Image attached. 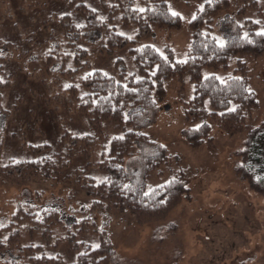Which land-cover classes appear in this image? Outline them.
Returning a JSON list of instances; mask_svg holds the SVG:
<instances>
[{
    "label": "rangeland",
    "instance_id": "rangeland-1",
    "mask_svg": "<svg viewBox=\"0 0 264 264\" xmlns=\"http://www.w3.org/2000/svg\"><path fill=\"white\" fill-rule=\"evenodd\" d=\"M82 1L99 12L97 19L107 18V10L99 0ZM36 2L48 5L34 10L26 7ZM167 2L169 11L180 15L183 26L177 30L157 29L156 35L129 46L150 44L161 52L165 46H170L176 59L183 60L191 46L187 25L206 0ZM106 3L107 6L110 4L111 10L114 9L113 2L108 0ZM258 4V8L241 12L239 1L230 0L229 9L216 21L218 41L224 42L237 23L243 25L248 19L260 24L258 31H264V0H258ZM65 13H69L67 6L58 0H0V41L3 43L0 55L8 58L4 62L3 78L12 75L14 81L13 88L3 92L2 96L6 112L1 116L2 123H5V145L0 165L11 159L43 160L49 155L44 144L56 142L60 135L59 124L68 125L77 134L89 132L84 118L64 108L61 98L71 85L80 87L82 78L89 72L101 70L122 79L115 57L99 53L104 42L96 44L100 37L98 31L90 30L86 34L87 54L84 59L89 63L88 67L75 63L77 35H72L74 44L71 45L54 25L49 29L58 32L55 38L45 39L47 30H38V25L48 24L53 14ZM112 18L111 24L116 32L129 39L135 38V28L124 24L120 11ZM73 20L78 25H85L87 21L79 15H73ZM56 44L61 45L62 54L53 65H49L46 63L49 50ZM116 57L122 58L127 73L137 72L129 47L119 49ZM235 66V62H231L227 73H233ZM250 68V88L256 93L258 107L248 116L247 124L256 128L264 122V55L252 59ZM211 74L222 77L225 72L221 68L203 69V76ZM58 93L60 95L56 98ZM193 95L194 87L188 74L183 81L172 79L166 84L161 100L155 95L159 102L157 112L130 126L153 141L152 144H137L134 148L127 165L131 176L140 179L144 157L165 153L171 171L163 168V174H153L148 186L168 181L171 175L183 177L185 192L182 202L166 219L140 225L129 212L113 207L111 201L105 200V204L100 205L97 203L101 201L99 196L88 195L85 188L88 176H96L99 181L104 174L87 165L100 159V151L105 148L97 145V153H94V147L91 158L80 155L76 148L72 162L64 169L54 170L46 178H28L26 183L17 184L0 176V227L10 223H15L14 227L18 224L33 226V232L28 228L21 230L20 240L24 247L53 244L60 240L54 252L61 254L66 264H73L77 259L74 243L79 244V250L87 244L97 245L99 233L105 234L112 243L109 264H264V196L252 189L237 171L243 162L240 152L246 146L249 128L233 136L212 125V141L199 147L191 146L188 134L192 127L186 122L184 109ZM104 132L109 137L120 134L111 122L106 123ZM102 144L109 146L107 140ZM64 155L68 157L67 153ZM26 213L35 216L28 217ZM47 215L54 216L52 220L59 224L48 241L41 235ZM72 221L78 226L70 225ZM80 228L85 231L78 232ZM9 230H4V240L8 238ZM70 237L72 242L69 243ZM7 253L0 251L1 264ZM10 254H17L19 258L21 251L16 248Z\"/></svg>",
    "mask_w": 264,
    "mask_h": 264
},
{
    "label": "trees",
    "instance_id": "trees-1",
    "mask_svg": "<svg viewBox=\"0 0 264 264\" xmlns=\"http://www.w3.org/2000/svg\"><path fill=\"white\" fill-rule=\"evenodd\" d=\"M58 1L67 6L69 13L53 14L52 21H48V24L44 22L38 25V30H47L45 39L55 38L58 32L54 28L49 29L54 25L64 38L69 39L71 45L74 44L71 40L72 35H77L78 45L73 56L75 63L80 67L85 65L88 67L90 65L84 59V55L87 54L86 34L90 30L98 31L100 37L95 41L96 44L104 42L99 53L115 57V64L120 69L119 75L122 79L119 80L101 70H93L82 78L80 87L71 85L65 89L64 95L61 96L64 100V108L75 116H82L89 132L77 134L68 125L59 124L60 135L56 142L44 144L49 155L43 160L11 159L0 165V176L5 181L24 184L28 178H46L54 170L64 169L71 163L76 148L80 155L91 158L92 149L95 147L96 154V147L100 145L105 148L100 151V159L94 163L88 162L87 165L95 167L96 171H102L104 174L99 181H96V176H88L89 182L85 186L88 195L99 196L101 201L97 203L100 205H104L105 200L111 201L113 207L129 212L140 225L166 219L182 202L185 192L183 177L171 175L168 181L148 186V180L153 174H163V168H169L171 171L165 153L144 157L140 179L136 180L133 175L131 176L127 165L134 154V148L137 144H152L153 141L149 136L130 126H135L148 114L154 115L159 108L155 95L161 100L169 81L172 79L183 81L188 74L194 87V95L185 103L184 109L186 122L192 127L188 134L190 145L199 147L212 141L210 137L212 125L233 136L242 134L246 128H249L246 146L240 152L243 162L237 171L252 189L264 196V122L256 128L247 124L248 116L258 107L256 93L250 88L249 74L250 61L264 55V35H258L261 33L258 31L259 23L250 19L243 25L237 23L236 28L228 32V37L221 43L215 35V25L222 13L229 9L230 0H206L187 25L191 35V46L187 57L178 60L174 49L170 46H165L164 52L150 44L129 46L130 43L140 42L156 35L157 29L177 30L183 26L180 15H173L169 11L167 0H109L113 2L112 10L110 4L107 6L108 0H99L107 10V18L104 20L97 19L99 12L82 0ZM238 1L241 4V12L259 7L258 0ZM40 3L36 2L26 7L34 10L48 5L46 2L43 5ZM117 11L122 14L124 24L133 25L135 28L134 39H129L115 31V26L111 23L112 15ZM73 15L86 19L85 25L76 24ZM1 45L3 43L0 41ZM126 47H129V54L137 66L135 73H127L122 66V58L116 57L118 50ZM61 54V45H53L46 63L53 65ZM7 60L6 56L0 55V161L5 145V123H2L1 116H4L6 110L2 105V96L3 92L14 86L12 75L3 78L4 62ZM231 62H235L236 66L233 73L229 74L227 71ZM204 68H221L225 74L222 77L217 74L203 76ZM67 90L69 92L65 93ZM59 95L60 93L56 98ZM108 122H111L120 134L106 136L104 128ZM98 139L100 142H97ZM105 140L109 142L108 147L102 144ZM22 145L25 146V143ZM65 153L68 157L64 155ZM51 212L54 211L49 213ZM26 215L35 216L32 213ZM50 217V215L45 217V228L41 229V235L46 241L52 237L54 228L59 226L52 220L54 216L51 220ZM32 221L38 222L36 219ZM58 222L62 223V220L58 218ZM14 225L15 223H10L0 227V251L10 253L17 248L20 249L21 254L18 258L17 254L9 256L7 253L3 264H66L62 255L54 252L60 245V240L53 244L46 242L47 245L24 247L20 240L21 230L28 228L33 232L34 228L29 225L18 224L15 227ZM70 225L76 227L78 223L72 221ZM6 228L10 230L8 238L4 240L3 234ZM83 231H85L83 228L78 230V232ZM99 235L97 245L87 244L82 250H79L78 243H74L73 248L78 252L73 264L111 262V240L103 233ZM71 238L67 240L69 243L72 242Z\"/></svg>",
    "mask_w": 264,
    "mask_h": 264
},
{
    "label": "snow or ice",
    "instance_id": "snow-or-ice-1",
    "mask_svg": "<svg viewBox=\"0 0 264 264\" xmlns=\"http://www.w3.org/2000/svg\"><path fill=\"white\" fill-rule=\"evenodd\" d=\"M173 15H175V13H173ZM258 35H264V32L258 33Z\"/></svg>",
    "mask_w": 264,
    "mask_h": 264
}]
</instances>
